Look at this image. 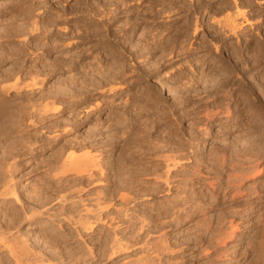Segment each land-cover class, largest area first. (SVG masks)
I'll return each mask as SVG.
<instances>
[{"label":"rangeland","instance_id":"obj_1","mask_svg":"<svg viewBox=\"0 0 264 264\" xmlns=\"http://www.w3.org/2000/svg\"><path fill=\"white\" fill-rule=\"evenodd\" d=\"M233 1L0 0V27L14 19L18 21L14 20L12 24L16 22L19 24L23 20V15H19L20 11H11L13 5H22L20 9H24L26 16L39 22L38 29L32 33L40 37L37 41L40 48L35 54L28 55V64L33 59H37L35 63L43 61V73L40 76V79L43 80L42 93L48 95L58 85L61 88L65 87L66 84H69V77L73 73L76 82L74 85L76 94L74 106H69V96L65 95L63 96L65 104L61 105L60 113L56 114L59 110L57 112L54 110L39 112L45 125L49 124L52 127L58 121L65 127L66 121L70 120L71 123L72 120L76 124L75 128L63 134L59 143L51 144L36 158L24 164L23 174L19 178L23 188H19V192L21 190L23 194L25 190L27 193L31 188V183L38 180L39 175L36 174H39V171L35 169V166L42 159L52 156L50 150L53 149L55 152L65 144L73 142L72 144L79 151H86L89 148L91 150L88 149L89 152L93 151L92 155L99 156L97 157V161L100 162L98 167L103 168L97 167L98 170H94L95 172L91 173L92 176L89 175V172L80 176L79 181L77 180L78 184L77 182L75 184L76 187L73 190L70 189L69 191L72 190L70 193H67L69 191L66 192L67 194L64 193L66 194L64 195L65 199H61L62 202H57L56 208L50 210L48 214H38L39 216L33 214L29 220L21 217L20 221L15 220L17 222L11 223L10 229L12 230H7L9 226L5 235L8 234V237L15 235L14 237L10 236L13 243L18 241L16 244H20V242L23 244L24 241L26 250L33 251L23 250V252H27L28 255L30 253V256L35 254V257H29L32 258L30 260L22 259L23 264H45L51 253L53 255L61 249L57 253L60 255L62 252L65 255V252L62 251L63 247L66 249L69 247L71 250L74 248L76 252L80 251L79 255L77 254L79 264L82 260V262L87 260L85 264H97L99 258H96L98 257L96 252L100 242L97 238L100 232L102 233V226L97 231L85 233L87 231L81 230L79 220H84L85 216L86 218L93 217L92 214L96 215L98 212L104 211L107 202L109 207L113 202L117 204L115 207L119 210V218L115 219L118 222L117 228H124L132 223L131 208L135 207L146 217L144 223L146 227H138V229H142L138 233L142 235L143 239L146 237L149 239L154 235H156L155 237L163 235L157 241H165V246L170 250L163 252L164 259L159 264L248 263L250 256L245 250L246 239L252 233L247 227H250L248 226L250 223L255 224L257 220L254 214L257 215L258 212H255V209L248 210L249 204L242 203V201L222 204L223 206L220 207L223 209L218 212L219 214L217 213L216 221L222 220L224 230L222 237L227 240L226 245L229 244L222 250L211 246L207 250L201 251L204 244L208 243L206 242L207 238L203 244L202 241L205 238L201 234L202 230L193 226L195 220H190V218H196L200 211L198 208L189 207L195 203L196 200H193L195 198L202 202L206 200V203L211 201L212 197H203L210 192L206 183H209L212 178L211 183H215V187L221 183V177L227 173L226 171L230 172L231 170L232 166L229 161L238 150H243L244 146L249 148L250 150H248L252 154L254 150L257 151L258 147H262V150L259 148L261 155L258 150L260 156L258 152L254 153L256 157H260L258 161L263 163L260 164V170L242 181L240 191L243 192V195H247L249 192L254 195L260 193L263 197L258 202H264V155H262L264 154V131L260 132L258 129L264 122V109L256 111V114H250L246 111L249 105L245 108L240 104V107L238 106L242 99H246L250 103L261 99L262 103L264 102V0H236L237 5L242 8H239L242 15L235 16L238 22L235 34L230 32L227 27L224 28L222 23H218V21H223L229 13L236 14L237 8ZM162 8L167 9L169 14L165 11L166 14ZM167 15L171 17L168 18ZM195 20L198 21L199 26L192 35ZM55 35L69 37L70 42L74 41L76 48L72 53L77 56L74 72H71L73 67H61V59L68 56L64 55L65 51L69 50L65 43L63 45L61 42L46 43L47 36L50 40ZM8 44L4 43V47L12 49L18 45L10 43L9 47ZM46 49H50V51H46ZM56 64L61 69H58ZM7 67L6 63L0 65V70ZM219 79H224L225 82ZM235 86L239 90V93L237 91L235 95L240 94V99L236 104L239 109L237 112H240H233L230 121L223 122L226 119L222 114H219L221 110L219 108L229 102L228 97L232 94L230 89ZM112 87L115 89L108 90ZM212 93L216 95H212ZM39 96L40 93L37 92L35 97ZM259 101H257L258 105ZM229 104L233 107L231 101ZM262 106L264 108L263 104H261ZM156 108H163L165 117L162 113L155 112ZM180 109H182V113ZM261 140L262 146L258 145L262 143ZM178 144L180 145L179 149L183 146L182 148H185L190 154L195 153L194 156L202 175L201 173L191 175L187 177V180L185 177L177 175L173 179L169 178V180L163 181L158 175L165 172V158L171 153V150L177 149ZM216 163L221 164L218 166ZM118 165L126 166L130 178H134L135 187L131 188L133 191L130 189L128 197L131 199L126 205L118 204L115 200L109 203L105 197L107 196L105 188L110 185L113 177H110L112 179L109 181H104L105 176L102 175H111L112 172L109 170L118 167ZM258 173H260L259 176L253 178ZM226 190L233 192L232 186ZM25 193L21 194L23 198H27ZM209 199L210 201H208ZM26 200L28 201V198ZM3 203H0V222L6 224V216L3 215L5 208L13 212V206L12 203ZM237 204L239 205L237 206ZM253 212L255 213L252 214ZM230 213L232 214L230 215ZM115 216L116 213L113 214V217ZM93 219L90 218L91 221ZM228 219L237 224L233 235L228 234L229 229L226 226L229 224ZM29 224L35 227L30 228ZM95 224L99 226L104 225L105 222L96 221ZM147 226L151 227L150 234L146 232ZM141 232L147 235L144 236ZM228 235L230 239H227ZM51 238L54 240L56 238L55 241L59 242V246L62 247L55 250L54 253L50 251L51 244L47 242L53 241ZM14 239L15 241H13ZM160 241L158 242L161 243ZM139 245L131 247L126 252L109 256V258L103 257L104 259L102 258L103 260H100L101 263L98 262V264H130L135 257H138V254L141 255L140 251L146 247L144 241ZM224 246L225 244H219V247ZM87 247L91 249H89L90 252ZM69 249L68 252L66 251L67 253H69ZM5 252L6 250L0 248V264H16L19 260L21 262L19 264H22L21 256L19 257L18 253V256L16 255V258L19 257L18 261H15V259L13 260L14 256H9ZM91 252L95 256L92 257V254L90 256ZM58 254L56 255L58 256ZM60 256H58V260L62 258L64 263L70 261L66 258L69 254L61 256L59 259ZM88 259L90 260L88 261ZM58 260H54L55 262L52 260L53 263L48 260L47 264H59ZM70 262L72 264L73 261Z\"/></svg>","mask_w":264,"mask_h":264},{"label":"bare ground","instance_id":"obj_2","mask_svg":"<svg viewBox=\"0 0 264 264\" xmlns=\"http://www.w3.org/2000/svg\"><path fill=\"white\" fill-rule=\"evenodd\" d=\"M233 2L236 4L235 7L237 8V9L235 8L237 10L236 14L235 13L231 14V13H229L230 11L229 12L227 11L229 13V15L225 16V19L223 18L224 19L223 21H221V22L218 21V23H222V26L224 28L227 27L230 32L235 34V33H237L236 29L238 26V22L236 21L237 19H235V16L242 15V12L239 10L240 7H239V5H237V1L234 0ZM20 4H21V2H20ZM109 5L111 7V4H109ZM21 6L13 5L11 8L12 12L20 11L19 15H21V14L23 15V20L21 21V23L18 24L16 22L17 24L16 23L12 24V22L14 20L15 21L17 20V19H14V20H11L10 23H5V24H3V27H0V65H3L5 63L8 64L7 68L0 70V203L1 202H2V204H4L3 202H7L6 204L12 203V206H13V212H12V210L9 211V210H6V208H5L3 215L6 216V221H5L6 224H2V222H0V248L6 250V252L9 254V256H14L13 260L15 259V261L20 256H21V258H20L21 260L25 259V258H28L30 260L32 258H29V257H35V254H34V256H30L31 255L30 253L28 255L27 252H25V251L23 252V250L27 249V247L25 246L26 244H24V241H23V244H22V242H20L21 245L16 244L18 241L13 243L12 240L10 239V236L12 237L13 235H10L9 237L7 236L8 234L5 235L6 229L11 225V223H13L15 220H19V219L21 220V217L22 218L24 217L25 219L29 220L30 216H32L33 214L34 215L35 214L43 215L44 213L48 214V212L50 210L56 208L55 206H57V204H56L57 202H60V201L62 202V200L65 199L66 196L64 197V195H66L67 193H70L74 189V187H76L75 184H76V182L78 184V181H79L78 179H80V176L82 177V175H84V173H86V172H89V175L92 176L91 173L96 169L98 170V168H99L98 166L100 163L97 161V157H99V156L92 155L93 151L89 152L88 151L89 148L86 151H79L76 148V146L74 144H72L73 142L72 143L70 142L71 144H67V145L65 144V146H60V148H58V150L55 152L53 151V149H51L50 151L52 153V156L42 159L38 163V165L35 166V169L39 171V174H36V175H39L38 180L34 181L32 183L30 182L32 185H31V188L28 190L27 193H25L26 191L24 190V193L26 194L28 201L26 200L27 198H23L21 196L22 192H21V190L19 192V188L22 189L23 184L20 182L19 178H20L21 174H23L22 170H24L23 168H25L24 164L28 163L30 160H33L34 158H36V156L40 155L46 147L51 146V144H53V143H59L63 134L67 133L68 131H71L76 126L74 121L71 120V123H70V120H67L66 121L67 125H65V127H68L67 129L63 125H61V122L59 123L58 121H56L55 124H53L51 127V126H49V124L45 125L42 117L39 116V112L43 113V112H46L48 110H54L56 112L59 110V112H57L56 114L60 113L62 111L61 105L65 102L63 99V96H65V95L69 96V102H68L69 106H74L75 105L74 104V100H75L74 96H76L74 85L76 82H75V77H74V73H73L69 77V84H66L65 87L63 86L61 88V86L58 85L57 88L53 92H50V94L46 95V94L42 93L43 90L41 89V84H42L43 80L40 79V76L43 73V70H42V67L44 66L43 61L35 63L37 59H33L30 61V64H28L29 63V56L28 55L29 54H31V55L35 54V52L40 48L39 45L37 44V41L40 37H38L37 35H33V33H32L38 29L39 22L36 19L32 20L31 18L27 17L24 9L23 8L20 9ZM240 9H242V8H240ZM166 10L167 9H165V10L163 9L164 12ZM166 12L169 14L168 11H166ZM232 15H233V17H232ZM167 17L169 18L171 16L167 15ZM197 22L198 21L195 20L194 29H193L194 32L192 31L193 32L192 35L195 33V31L197 30V28L199 26L197 24ZM240 25H239V27H240ZM1 26H2V24H1ZM190 28H192V27H190ZM47 42L52 43V44L54 42H56V43L61 42L62 45H63V43H65L67 50L68 49L69 50L65 51V54H64V55H68V56L66 58L61 59V64H62L61 67L62 68L64 66L70 67V68L73 67V68H71V70H72L71 72H74V66H75L76 59H77V56L74 55V53H72L74 48H76L74 41L70 42L69 37L56 36L55 35L50 40L48 39V36H47L46 43ZM4 43H9V44L10 43H16L18 45H16L15 48L12 47V49H11V48H6V46L4 47ZM19 44H22L23 46H21ZM151 45H153V44H151ZM9 47H10V45H9ZM50 49L49 50L46 49V51H50ZM54 49H56V48L54 47ZM31 51H32V53H31ZM110 61H112V60H110ZM32 62H34V63H32ZM57 67H58V69H61L59 67V65H57ZM223 80H220V81H223ZM226 80H227V78H226ZM223 82H225V81H223ZM223 82H222V84L224 85ZM105 84H107V83H105ZM219 84H221V83H219ZM232 86H234V85H232ZM236 86L231 87L230 91L232 90V94L231 95L229 94L230 97H228L229 102L231 101V103L233 104V107L230 106L231 104H229V102H227V103L225 102L226 104L223 103L224 104V107L222 106L223 108L218 107L219 109H221L219 111V114H222L223 118L226 119V120H223V122L229 120L232 117L233 112H237L239 110V109H237L236 104L238 103L237 101H239V99H240V97H239L240 94L235 95V93L237 91H238L237 93H239V90L236 88ZM114 89L115 88L112 87V88H109L108 90L112 91ZM37 92L40 93L39 97H35V94H37ZM263 92L261 91V93H263ZM215 93H212V95ZM228 93H230V92H228ZM33 95H34V97H33ZM250 95H248V96L251 97ZM143 96H144V94H143ZM245 96H246V94H245ZM242 97H244V96H242ZM258 98H259V96H258ZM225 101H226V99H225ZM249 101H252V100H249ZM257 101H259V100H257ZM257 101L253 102L254 103L253 104V103L247 102L246 99H242L241 103L239 101L238 106L240 104V105H243L242 107L245 108V106L247 107V105H249V108L246 111H248V113H250V114H253V113L256 114V111L258 112V111L264 109L263 106L261 107V104L264 105V102L262 103V99L258 102L259 105L257 104ZM55 106H57V107H55ZM209 108H210V106H209ZM162 109L156 108L155 112L163 114ZM180 111L182 113V109H180ZM239 112H237V113H239ZM164 113H165V111H164ZM56 114H53V115H56ZM153 114H155V113H153ZM164 115L165 114H163V116ZM159 119H161V118L159 117ZM159 122H160V120H159ZM262 122H263V120H262ZM162 123H164V122H162ZM167 127H169V126H167ZM167 127H165V128H167ZM258 129L260 132L264 131V122L260 125V127ZM253 132H255V131H253ZM256 132H257V130H256ZM259 134H261V133H259ZM261 142H262V140H261ZM259 143H260V141H259ZM262 144H263V142L261 144H258V145L262 146ZM178 146H180V145L178 144L177 149H175V150H171V151L169 150L171 153L168 154L166 156V158L164 156V158L166 160V164H164L166 167V170L164 169L165 172H162L161 175L160 174L158 175V177L163 179V181L164 180L167 181V180H169V178L173 179V178L177 177V175L178 176L181 175V176L186 178V179L184 178L185 180H187V177H189L191 175H196V174L199 175L202 172L201 169H199L198 162H196L197 159L194 156L195 153L190 154L189 151L187 152L185 148H182L183 146L180 149ZM247 146L249 147V145H247ZM172 147H174V146L172 145ZM172 147H171V149H174ZM175 148H176V146H175ZM245 148H246V146H244L243 150L237 151V149H236V151H237L236 154H234L233 158L231 157L232 158L231 161H229L231 164L230 166H232L231 170L229 169L230 172L226 171L227 172L226 174H224V175L222 174L223 176L221 175L222 176L221 177V180H222L221 183H219L215 187L216 184L211 183V180H213V178L210 180L209 183H206V185H208V187L210 188L208 190L210 192L208 194H205V196H203V197H207V198L212 197L211 201H210V199L208 200V201H210L209 203H206L205 202L206 200L204 202H202L199 199L198 200L196 198L193 199V200H196L197 202L195 201V203H193V204L191 203L192 205L190 204L191 206H189V207L198 208V211H200V213L199 214L196 213L197 214L196 218L195 217L193 219L190 218V220L191 221L195 220L193 226L202 230V231L200 230L201 234H203L202 236H204V238H205V240H203V241L201 239L203 244L207 238L206 242H208V243L207 244L205 243L206 246L204 244L203 249L201 251H203V250L205 251V250H207L208 247H211V246H215L219 250H222L223 248L227 247V245L229 243L226 245L225 242L227 240H225L224 237H222V235H224V230L222 227L223 223L221 222L222 220L219 219L218 221H216V218L218 217V214H219L218 212L222 211V209H223V208L221 209L220 206L224 203L228 204V202H231V201H233V202L242 201V203L249 204L248 210L252 211L255 209L254 211L255 212L257 211L258 214L257 215L254 214L255 212L252 213V214H254V216L256 217L257 220H256L255 224L250 223V225H248L250 227H247V229L250 228L249 232L252 233V235L246 239L247 243H246L245 250H246V252L249 253V256H250L247 264H264V211H263L264 202H262L263 205H262V203L258 202V200L262 199L263 195L260 193H258L256 195H254V193L249 194L250 192L247 193V195L246 194L243 195L242 194L243 192L240 191V188H241L240 184L242 183V181L245 179H248V176L251 175L252 173L260 170V168H261L260 164L263 162L260 163L258 161V159L260 157H256V154H255L256 152H258L260 147H258V149H256L257 151H255L253 149L255 152L254 153L252 151L253 154L249 151L250 150L249 148H246L247 150ZM244 149H245V151H244ZM194 151H192V152H194ZM222 151H224V150H222ZM259 152L261 155L260 150H259ZM259 152H258V155H259ZM164 155H166V154H164ZM223 155H225V154H223ZM262 155H264V154H262ZM212 159H213V157H212ZM262 159H263V156H262ZM222 160L225 161V159H223V158H222ZM226 160H228V159H226ZM227 164H229V163H227ZM99 169H103V168L101 167ZM108 170H109V168H108ZM109 171L112 172L111 175H109V174L108 175H106V174L102 175L103 177L105 176L104 181H109V179H112L110 177H113V180H111L110 185L108 187L106 186V188H105V191L107 192V193H105L107 195L105 197H107V199L109 200V203L112 202L113 200H115L118 202V204L126 205L131 199L128 197V196H130L128 193H130V189L133 186L135 187V184L133 182L134 178L133 179L130 178L131 176H129L130 174L128 173V170H127L126 166H124V165H121V166L118 165V167L116 166V167L110 169ZM222 172H223V170H222ZM223 173H225V172H223ZM215 174L218 175L217 173H215ZM259 174L260 173H258V175L254 176L253 178H257V176H259ZM201 175H202V173H201ZM218 177H217V181L219 182ZM100 179H101V177H100ZM180 181H182V180H180ZM253 184H255V183H253ZM229 186L230 187L232 186L233 192H228L229 190H226V189H228ZM70 189H72V190L69 191ZM67 191H69V192H67ZM64 193H66V194H64ZM213 195H214V197H213ZM24 199L26 201H23ZM53 202H55V203H53ZM106 204H107V207L105 205L106 209L104 207L105 210L102 211L103 213L98 212V214H96V215L92 214L93 217H87V218L84 215L85 216L84 220L83 219L79 220V217H78L79 224H80L79 226L81 227V230L83 229L84 231H87L85 233H89L90 231L94 232V230L97 231V229L98 228L100 229V226H102L101 227L102 233L100 232V235L98 234L99 237L97 235V237H98L97 239L100 240L99 246L96 244L98 246L97 247L98 249L96 252L98 254V257H96V258H99V261L97 260V264H98V262L101 263L100 260H103L104 259L103 257L109 258V256H112V255L117 254L119 252H126L131 247L133 248L134 246L139 245L140 243H143V241L146 245L145 249H142L140 251L141 255L139 256V254H138V257H135V259L132 262L129 260V262H131L130 264H159V263H162V261H163L162 259H164L162 254L164 251L167 252V250L169 249L167 246H165V241L158 240L161 243H159L157 241V239L158 238L161 239V237L163 235L161 237H158V235H157V237H155L156 235H154V236H151L149 239H146L147 238L146 237V238H144L146 240H144L142 235H140L138 233L139 230L142 231V229H138V227H141V228H143V226L146 227V224H144L146 221L145 215L143 213L138 212L135 209V207L131 208V216L130 217H131L132 223L129 225L127 224L128 226H126L124 228H117L116 224L118 222H116V220H117L116 218H119V212H118L119 210L115 209L117 204H115L113 202V204L110 207L108 206V202ZM60 205H59V207H60ZM238 205L239 204H237V206ZM241 205H243V204H241ZM230 207H231V205H230ZM233 207H235V206H233ZM186 209H188V208H186ZM245 210L248 211L246 208H245ZM115 213H116V216L113 217V214H115ZM188 213H189V211H188ZM231 214L232 213H230V215ZM186 215H188V214L186 213ZM81 216H80V218H81ZM190 216H193V215L190 214ZM130 217H129V219H130ZM90 218H94L93 219L94 221L93 220L91 221ZM223 218H225V217H223ZM114 220H115V222H114ZM96 221H99V222L103 221V222H105V224L96 226V224H95ZM15 222H17V221H15ZM233 222L228 219L229 224L227 223L228 225H226V226H228V229H229L228 234H232V235H233L235 229L237 228V224L236 223L234 224ZM18 224H19V222H18ZM33 224H35V223H33ZM43 224H45V223H43ZM29 225H30V228L35 227V226H32V224H29ZM10 228H11V226L7 230L8 231L12 230ZM225 230H226V228H225ZM150 231H151V227H148L146 229V232L148 234H150L149 233ZM143 232H144V230H143ZM152 232H154V231H152ZM78 234H80V233H78ZM142 234L144 236L147 235V234L145 235L144 233H142ZM148 236H150V235H148ZM228 236H227V239H230V236H229V238H228ZM20 238H22V237H20ZM17 239H19V238H17ZM52 240L55 241L57 239L55 238V240L54 239H52ZM164 240H166V239H164ZM13 241H15V239ZM53 241H51L50 243H49V241H47V242H48V244H51L50 251L54 253L55 250L57 251L61 246H59V244H58L59 242L55 241V242H57V243H55ZM221 243L225 244V246L219 247V244L221 245ZM24 246H25V249H23ZM201 248H202V245H201ZM68 249H69V247H67V249H66V247H63V249H62V251L65 252V255L68 256V254H69V256L66 258L70 259V261H73L72 264H79V257H77V254L80 253V251L76 252L75 249L73 248L74 252H71L73 250H71V248H70L69 253H67ZM87 249L90 252L91 249L89 247H87ZM30 250L31 249L26 250V251H29V252L33 251V250L30 251ZM60 250H58V251L60 252ZM76 250H78V249L76 248ZM137 250H139V249H137ZM39 252H40V250L38 251V253ZM57 252H55V254H53V255L51 253L50 257L48 256L47 263H48V260H51V262H52V260L57 261L58 260L57 258L60 255L65 256L62 254V252L60 255ZM17 253L19 255L18 258H16L18 256ZM40 253H39V255H40ZM244 253H245V251H244ZM56 254H58V256ZM91 254H92V252L90 253V256H91ZM32 255H33V253H32ZM133 255H132V257H133ZM36 256H38V255L36 254ZM61 256L59 257V259L61 258ZM93 256H95V255L92 254V257ZM81 257H84V256L81 255ZM81 257H80V259H81ZM33 259H35V258H33ZM89 260L90 259H88V261ZM166 260H164V261H166ZM24 261H27V259H25ZM45 261H46V259H45ZM58 261L60 262L59 264L64 263L63 262L64 260H62V258ZM70 261L69 262L65 261L64 264H67V263L70 264L71 263ZM82 261H81V263L85 264V261H87V260H85L84 262H82ZM19 262H20V260H19ZM19 262L18 263L15 262V263L19 264ZM36 262H38V261H36ZM166 262H168V261H166ZM33 263H35V262H33ZM47 263L45 262V264H47ZM52 263H50V264H52ZM22 264H23V260H22Z\"/></svg>","mask_w":264,"mask_h":264}]
</instances>
